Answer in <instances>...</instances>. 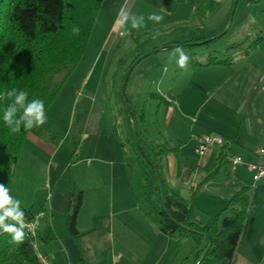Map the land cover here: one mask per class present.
I'll return each mask as SVG.
<instances>
[{"label": "crops", "instance_id": "0c3cea01", "mask_svg": "<svg viewBox=\"0 0 264 264\" xmlns=\"http://www.w3.org/2000/svg\"><path fill=\"white\" fill-rule=\"evenodd\" d=\"M111 3L107 0V4ZM170 16L174 23L183 22L175 18L176 12ZM190 40L155 44L141 53ZM166 71L159 77H150L156 82L155 92L168 101L160 103L154 99L159 102L160 113L164 105L165 119H159L157 126L145 121L141 139L147 146L165 145L176 149L163 160V173L169 188L189 199L191 189L214 170L222 148L210 147L199 154L194 143V136L212 135L225 140L228 150L224 162L229 167L231 155L241 156L244 164L237 167L234 176L228 173L227 181L218 173L201 187L195 222L204 225L222 211L236 192L238 183L250 186L251 192L253 186L255 196L261 193L264 200V177L254 183V173L246 168L250 163L263 162L255 150L264 148V40L249 54L230 64H209L205 59L200 63L190 62L186 69L175 64ZM165 79H170L167 86H164ZM117 125L114 133L107 127L104 131L95 127L88 141L83 135L81 149L74 160L62 152L63 145L58 139L49 140L38 128L28 134L9 194L21 201V208L35 207L33 203L29 205L32 201L24 193L15 194L16 190L20 191L17 168L24 149L29 147L33 164L44 166L46 190L44 201L33 210L34 213L41 210L35 248L54 264H192L193 255L184 257L180 251L174 252V238L161 233L145 214L144 201L138 196L129 164L133 155L137 161L141 158L135 150L133 155L128 154L122 141L123 138L129 141L127 134L122 133L123 122L118 129ZM154 184L157 185L153 180L148 183L150 194L154 193ZM76 188L82 191L84 203L77 217L80 235L74 238L67 232V222ZM166 203L169 215L182 222L186 207L168 198ZM260 220L251 214L242 241L251 234L254 237L250 238L251 243L264 237V225H260ZM262 220L264 222V217ZM3 247L0 246V251Z\"/></svg>", "mask_w": 264, "mask_h": 264}, {"label": "rangeland", "instance_id": "374dc122", "mask_svg": "<svg viewBox=\"0 0 264 264\" xmlns=\"http://www.w3.org/2000/svg\"><path fill=\"white\" fill-rule=\"evenodd\" d=\"M110 1H112L111 5L107 4V0L103 4L81 62L64 83L58 98L49 107L46 113L47 122L38 128L49 140L50 138L58 139L63 145L62 152L68 153L69 158L73 160L77 159L83 135L87 141L90 140L95 127H99L100 131H104L103 128L107 127L111 133H114L115 124H118V129L122 126V122L126 130L125 132L123 129L122 133L127 134L129 139L128 142L126 138L122 141L127 146L128 154L133 155L136 145L134 122L129 117L122 95V85L127 72L124 71L125 68L132 64L141 51L152 45L167 43L175 39H195L196 41L193 42L178 44L183 45V50L189 56V63H200L205 59L209 61L224 59L234 62L246 55L255 40L264 36V0H239L234 12L235 0H220V7L198 31H196L193 18V6L188 2L182 0ZM121 9L129 15H143L146 21L148 15L155 12L162 15L163 20L159 24L147 21V27L139 30L131 29L130 24L124 25L120 22ZM174 12H176L175 18L183 22H173L170 15ZM157 32L159 35L156 34ZM174 49H166L146 57L136 65L129 77L126 97L130 107L135 111L134 121L140 137H142V125L145 121L150 126H157L159 119H165L164 105L160 108L163 113H160L159 102L154 101L147 93H156V82L150 80V77L166 74V70L177 64L174 59H170ZM109 63L110 67H108ZM61 78L62 75L56 76V81ZM169 81L170 79L167 81L165 79L164 86L169 85ZM143 115L144 120H142ZM154 129L157 131L158 127ZM160 138L161 136L157 139ZM42 156H45L44 153ZM41 164H33L29 147H26L22 161L17 168V186L20 191L16 190L15 194L24 193L23 195L32 201L29 205L33 203L35 208L41 201H44L43 195L46 191L44 189V166ZM129 164L138 196L145 202L148 183L151 180L157 182V175L142 159L137 161L134 155L130 158ZM228 173L234 176V172L224 162L219 174L227 181ZM155 190L156 185L154 184V193ZM253 194L252 186L251 214H254L255 219L257 217L261 219L259 222L262 226L264 225L262 220L264 200H262L261 193L256 196ZM252 237L251 234L245 237L244 241H242L243 238L241 239L242 243H240L234 264H262L264 262V237L261 240L257 238L258 242L254 240L251 243L250 238ZM6 238L7 236L2 239L0 246L3 247ZM174 240L172 250L180 251L185 255L184 257H188L191 253L193 261L194 240L180 239L179 235L174 237ZM222 264H227V261Z\"/></svg>", "mask_w": 264, "mask_h": 264}, {"label": "trees", "instance_id": "16d2710c", "mask_svg": "<svg viewBox=\"0 0 264 264\" xmlns=\"http://www.w3.org/2000/svg\"><path fill=\"white\" fill-rule=\"evenodd\" d=\"M105 0H0V183L11 192L15 169L19 162L28 134L34 129L12 133L4 124L3 110L12 102L6 93L15 88L28 93V101L40 99L45 111L58 98L61 88L81 62L88 47L92 32ZM194 8L196 31L200 30L206 20L220 7V0H184ZM257 1V0H250ZM73 26H78V35L72 33ZM262 40L260 36L253 42L249 54ZM196 41L195 39L189 42ZM143 53L139 54L132 64ZM215 64H230L228 60L214 59ZM131 64V65H132ZM110 63L109 66L110 67ZM125 68V72L131 66ZM62 75L59 81L56 76ZM149 97L160 103H168L166 98L150 93ZM135 120V111L132 109ZM144 120V115L142 116ZM142 149L159 170L166 199L183 204L187 212L182 222L174 220L163 211L161 192L156 182L155 193H146L145 214L164 235L180 239L191 238L195 241V253L192 264L200 261L207 248L208 240L192 233L183 226L209 236L213 242L211 249L199 264H234L236 250L244 237L252 213L251 187L238 183L236 192L227 206L208 219L204 225L195 222L197 200L201 187L216 177L225 160L226 145L217 157V166L206 178L191 189L189 199L174 193L166 183L163 173V160L175 148L165 145L147 146L138 133ZM142 161L150 166L141 149L134 147ZM151 167V166H150ZM152 168V167H151ZM153 169V168H152ZM148 190V187L146 188ZM84 197L75 189L72 199V212L67 222V232L77 238V217L83 207ZM27 220L32 219L41 210L34 213L35 207L21 208ZM11 222V221H9ZM0 251V264H38L35 254V240L25 233L23 243L12 241L10 234H0V242L6 237Z\"/></svg>", "mask_w": 264, "mask_h": 264}, {"label": "clouds", "instance_id": "9594fccd", "mask_svg": "<svg viewBox=\"0 0 264 264\" xmlns=\"http://www.w3.org/2000/svg\"><path fill=\"white\" fill-rule=\"evenodd\" d=\"M120 22L124 25L130 24L131 29L139 30L147 27V21L159 24L163 16L155 12L150 13L145 20L143 15H129L121 9ZM79 27L73 26L72 33L79 34ZM159 35V33H156ZM170 59H174L181 69H186L189 64V56L185 53L182 46H177ZM11 99V103L3 110V122L12 133H19L22 129L42 127L47 122L44 102L40 99L28 101V93L23 90L11 89L6 93ZM24 211L21 209V201L13 198L9 194V189L0 183V234H10L12 241L23 243L25 238ZM11 221V222H9ZM264 264V262H262Z\"/></svg>", "mask_w": 264, "mask_h": 264}, {"label": "built area", "instance_id": "2783aa9c", "mask_svg": "<svg viewBox=\"0 0 264 264\" xmlns=\"http://www.w3.org/2000/svg\"><path fill=\"white\" fill-rule=\"evenodd\" d=\"M194 143H195L196 152L199 154H203L205 150L210 147L218 146L223 148L227 145L222 137L212 136V135L194 136ZM255 154L260 156L263 162L261 164L250 163L246 166V168L254 173L253 179L254 181H257L264 177V148L256 149ZM228 161L230 168L233 172L237 170L238 166L244 164L242 157L238 155L229 156ZM40 218H41V213H37L30 220L24 218V222L26 225L24 228V232L26 233L27 236L33 238L34 240L37 238L38 235ZM35 254L37 257L38 264H54L51 258H49L43 252L38 251L36 248H35Z\"/></svg>", "mask_w": 264, "mask_h": 264}, {"label": "water", "instance_id": "95a60500", "mask_svg": "<svg viewBox=\"0 0 264 264\" xmlns=\"http://www.w3.org/2000/svg\"><path fill=\"white\" fill-rule=\"evenodd\" d=\"M239 0H235V3H234V8H233V12L236 8V5L238 3ZM186 45V44H185ZM178 46V44H172V45H167V46H164L162 48H159V49H155V50H152V51H149L145 54H143L142 56H140L130 67L129 69L127 70L126 72V75L124 77V80H123V85H122V95L124 96V99H125V103H126V106H127V110H128V113H129V117H130V120L133 121V131H134V138H135V142L137 144V146L141 149L142 151V154L144 156V158L146 159V161L150 164V166L153 168L154 172L156 173L157 175V178H158V183H159V187H160V192H161V200H162V207H163V211L166 213V214H169L168 213V209H167V203H166V197H165V194H164V188H163V184H162V179H161V176H160V173H159V170L155 167V165L151 162V160L148 158V156L146 155V153L144 152V150L142 149L141 145H140V141H139V136H138V132H137V125L134 121V115H133V112L131 110V107L127 101V97H126V87H127V83H128V80H129V77L133 71V69L136 67V65L142 61L143 59H145L146 57L160 51V50H164V49H171V48H176ZM179 46H183V45H179ZM179 225L183 228H185L186 230L192 232V233H196V234H199L201 236H203L204 238H206L208 240V245H207V248L204 250L201 258H200V261L207 255L208 251L211 249L212 247V240L209 236L205 235L204 233H201L199 231H196L194 229H190V228H187L185 226H183L181 223H179ZM197 262L196 264H199L200 263Z\"/></svg>", "mask_w": 264, "mask_h": 264}]
</instances>
